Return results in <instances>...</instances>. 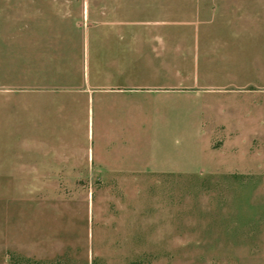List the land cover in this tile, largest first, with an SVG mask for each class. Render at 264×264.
<instances>
[{
  "label": "rangeland",
  "instance_id": "1",
  "mask_svg": "<svg viewBox=\"0 0 264 264\" xmlns=\"http://www.w3.org/2000/svg\"><path fill=\"white\" fill-rule=\"evenodd\" d=\"M259 1L243 0L245 24L264 26L254 15ZM47 2L0 0V264H264V121L252 125L262 135L252 143L236 142L245 138L240 129H224L231 143L216 139L214 159L192 174H40L46 170L33 157L66 155L83 112L72 105L35 111L33 95L91 82L79 49L1 40L31 24L36 5ZM254 60L247 64L258 67L256 80L231 93L240 109L261 98L264 115V56ZM49 72L69 83L41 84ZM96 126L91 113V154L99 150Z\"/></svg>",
  "mask_w": 264,
  "mask_h": 264
},
{
  "label": "crops",
  "instance_id": "2",
  "mask_svg": "<svg viewBox=\"0 0 264 264\" xmlns=\"http://www.w3.org/2000/svg\"><path fill=\"white\" fill-rule=\"evenodd\" d=\"M244 5L243 0H159L158 8L151 0L38 3L32 23L17 25L1 40L13 39L18 48L79 49L91 81L78 90L33 95L35 111L72 105L83 112L79 139L67 142L66 155L33 157L46 170L40 174H192L214 159L208 154L216 139L231 143L224 129H240L245 138L239 143L262 138L252 126L264 121L261 98L240 109L239 95L231 93L252 85L258 67L247 62L264 56V26L245 24ZM254 11L264 21V0ZM53 74L38 80L69 83L64 73ZM57 94L71 95L64 100ZM91 113L99 145L92 154Z\"/></svg>",
  "mask_w": 264,
  "mask_h": 264
}]
</instances>
